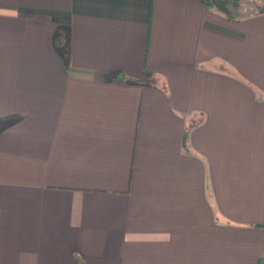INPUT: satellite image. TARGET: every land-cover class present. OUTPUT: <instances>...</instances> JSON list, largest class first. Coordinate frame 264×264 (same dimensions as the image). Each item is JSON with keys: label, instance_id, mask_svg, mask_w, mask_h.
Segmentation results:
<instances>
[{"label": "crops", "instance_id": "1", "mask_svg": "<svg viewBox=\"0 0 264 264\" xmlns=\"http://www.w3.org/2000/svg\"><path fill=\"white\" fill-rule=\"evenodd\" d=\"M0 264H264V12L0 0Z\"/></svg>", "mask_w": 264, "mask_h": 264}, {"label": "trees", "instance_id": "2", "mask_svg": "<svg viewBox=\"0 0 264 264\" xmlns=\"http://www.w3.org/2000/svg\"><path fill=\"white\" fill-rule=\"evenodd\" d=\"M203 2L215 10L221 12L224 14L227 18L235 19L240 17H246L250 15L251 13H259L264 12V0H254V10L252 12L242 13V11L238 10L239 6L242 3V0H203ZM259 2V3H258ZM239 11V12H238ZM54 41L58 42L57 37L54 39ZM59 48V53L65 60V64L67 65V57H68V51L66 48V45L63 41H59L57 44ZM121 78H126L125 76H120Z\"/></svg>", "mask_w": 264, "mask_h": 264}, {"label": "rangeland", "instance_id": "3", "mask_svg": "<svg viewBox=\"0 0 264 264\" xmlns=\"http://www.w3.org/2000/svg\"><path fill=\"white\" fill-rule=\"evenodd\" d=\"M254 3V0H242V9H244V13L249 12V10L252 9V4ZM259 3V2H258Z\"/></svg>", "mask_w": 264, "mask_h": 264}]
</instances>
